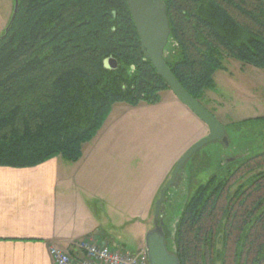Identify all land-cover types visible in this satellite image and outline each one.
I'll return each mask as SVG.
<instances>
[{"label":"trees","instance_id":"obj_1","mask_svg":"<svg viewBox=\"0 0 264 264\" xmlns=\"http://www.w3.org/2000/svg\"><path fill=\"white\" fill-rule=\"evenodd\" d=\"M162 1L170 28L165 62L199 103L226 58L264 69V0ZM108 59L116 68L105 67ZM166 91L125 0H18L0 39V167L33 168L57 157L76 163L114 105H157ZM256 159L264 153L210 176L187 200L173 235L163 227L180 264H264V171L227 194Z\"/></svg>","mask_w":264,"mask_h":264},{"label":"rangeland","instance_id":"obj_2","mask_svg":"<svg viewBox=\"0 0 264 264\" xmlns=\"http://www.w3.org/2000/svg\"><path fill=\"white\" fill-rule=\"evenodd\" d=\"M12 9V0H0V35ZM223 64L225 70L214 74L215 89L205 92L202 104L225 127L228 146L219 141L207 144L199 150L197 162L188 160L180 170L177 182L166 193L168 202L164 204L162 213L164 226L171 235L187 200L198 185L214 174L223 176L227 160L264 153V121L257 120L264 117V69L243 66L229 58ZM161 102L163 106L174 108L163 115V107L151 112L158 116L152 115L147 120L155 117V122L145 126L140 122L130 125L121 121L109 138V135H102V130L110 125V117L95 139L84 146L87 169L91 168L92 152H98L105 155L104 163L112 171L110 186L114 184L115 209L122 210L132 226L130 233L126 230L128 239H124V250L128 252L138 251L146 232L152 228L155 203L176 163L206 134L203 131L206 125L186 109L171 91L161 94ZM119 106L124 104L115 106L114 116L118 114ZM258 164L259 167L256 166ZM262 171L263 159L249 162L230 182L227 194L230 196L247 178Z\"/></svg>","mask_w":264,"mask_h":264},{"label":"crops","instance_id":"obj_3","mask_svg":"<svg viewBox=\"0 0 264 264\" xmlns=\"http://www.w3.org/2000/svg\"><path fill=\"white\" fill-rule=\"evenodd\" d=\"M117 105L108 117L112 118L110 125L102 130L107 119L101 128L103 136L110 138L121 121L148 126L155 122V117L147 120L154 115L151 112L163 107V115L174 108L162 102L124 105L114 116ZM203 131L206 136L208 128ZM84 148L76 163L57 157L33 168L0 167V264H54L51 246L82 258L78 244L86 240L125 251L126 230L130 233L132 226L124 212L115 209L112 171L104 163L105 155L98 152H92L87 169ZM142 246L144 242L139 249Z\"/></svg>","mask_w":264,"mask_h":264},{"label":"water","instance_id":"obj_4","mask_svg":"<svg viewBox=\"0 0 264 264\" xmlns=\"http://www.w3.org/2000/svg\"><path fill=\"white\" fill-rule=\"evenodd\" d=\"M131 18L140 39V47L145 58H149L158 75L169 86L174 96L187 107L208 128V134L194 143L176 163L171 177L160 192L154 206L153 227L146 232L144 248L149 264H180L177 255L170 252L166 244L163 221L159 220L161 206L165 196L187 161L207 144L221 141L227 143L226 129L215 116L201 103L195 100L177 81L164 59V51L170 37L169 21L165 4L161 0H125ZM18 11V0H14V8L9 25L5 28L3 39L14 22ZM108 69L116 68V62L108 59L104 62Z\"/></svg>","mask_w":264,"mask_h":264},{"label":"built area","instance_id":"obj_5","mask_svg":"<svg viewBox=\"0 0 264 264\" xmlns=\"http://www.w3.org/2000/svg\"><path fill=\"white\" fill-rule=\"evenodd\" d=\"M83 252L82 258L57 248L49 247V255L54 264H149L144 246L136 252L113 250L95 240H86L78 244Z\"/></svg>","mask_w":264,"mask_h":264},{"label":"flooded vegetation","instance_id":"obj_6","mask_svg":"<svg viewBox=\"0 0 264 264\" xmlns=\"http://www.w3.org/2000/svg\"><path fill=\"white\" fill-rule=\"evenodd\" d=\"M162 1V0H161ZM226 136H227V143H224V142H221L223 145H225V146H228V141H229V137H228V135H227V133H226ZM249 158H251V157H249ZM249 158H247V157H245V158H239V157H237V158H234V159H231V160H227L225 163H224V166H223V168H225L227 165H229V164H232V163H234V162H236V161H241V160H244V159H249ZM177 178H179V176H177ZM177 178H176V180H175V183L177 182ZM174 183V184H175ZM173 184V185H174ZM168 192V191H167ZM166 201L168 202V199H166V197H165V201H164V203L162 204V206H161V214H160V218H159V220H162V213H163V207H164V204L166 203ZM163 221V220H162ZM152 227H153V219H152ZM163 227H164V222H163Z\"/></svg>","mask_w":264,"mask_h":264}]
</instances>
